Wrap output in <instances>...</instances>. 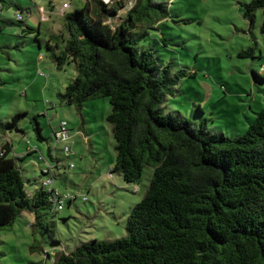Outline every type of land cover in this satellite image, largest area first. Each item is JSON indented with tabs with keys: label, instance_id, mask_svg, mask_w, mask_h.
I'll use <instances>...</instances> for the list:
<instances>
[{
	"label": "trees",
	"instance_id": "16d2710c",
	"mask_svg": "<svg viewBox=\"0 0 264 264\" xmlns=\"http://www.w3.org/2000/svg\"><path fill=\"white\" fill-rule=\"evenodd\" d=\"M170 1L133 0L121 17L126 0H85L63 15L67 38L53 37L54 45L46 46L58 70L73 64L77 71L57 94L61 105L81 111L91 100H109L106 121L116 153L109 174L138 184L143 168L153 169L145 196L126 220L124 237L94 239L70 251L54 242L52 255L46 254L52 264H264V107L235 139L208 132L206 121L196 124L164 112L162 106L185 74L173 75L171 66H162L144 44L150 31L169 18ZM4 9L1 4L0 12ZM259 10L264 35V0L244 5L243 18L252 27ZM252 76L264 83V77ZM23 117L15 115L6 128L19 132ZM34 130L44 141L39 123ZM8 140L0 157V232L12 228L20 214L33 215L30 250L35 253L41 220L57 213L53 192L41 184L42 168L36 187L25 182L20 164L35 152L13 155Z\"/></svg>",
	"mask_w": 264,
	"mask_h": 264
},
{
	"label": "rangeland",
	"instance_id": "374dc122",
	"mask_svg": "<svg viewBox=\"0 0 264 264\" xmlns=\"http://www.w3.org/2000/svg\"><path fill=\"white\" fill-rule=\"evenodd\" d=\"M84 1L0 2L5 6L0 20L7 23H0V45H8L0 49V138L11 139L17 152H26V147L35 152L20 164L26 183L36 187L41 168L50 166L53 189L63 198V210L41 220L44 229H37L40 248L35 253L30 250L34 244L30 225L36 224L33 215L20 214L12 228L0 232V264H52L46 254L52 255L54 242L70 251L94 239L124 237L126 220L145 196L153 176L148 166L138 184H127L120 175L109 174L116 153L106 121L111 112L108 99L91 100L81 111L61 105L57 99L77 71L73 64L58 70L46 46L54 45L53 37L67 38L61 7L68 4L64 13H71ZM101 1L108 4L117 0ZM252 1L169 2V18L150 31L148 44H144L162 66H171L173 75L185 74L175 86L174 96L162 106L165 113L196 124L206 121L208 132L232 139L246 132L264 107V83L255 82L252 76L254 72L264 77L262 11L256 13L252 27L243 18V6ZM125 3L121 17L133 0ZM17 14L23 18L20 23ZM27 27L33 32L29 34ZM250 49V57L239 56ZM17 114L25 115L17 125L21 130H8L6 123ZM36 122L42 129V142L36 138ZM63 122L69 136L65 143H59L51 129L56 132Z\"/></svg>",
	"mask_w": 264,
	"mask_h": 264
},
{
	"label": "built area",
	"instance_id": "2783aa9c",
	"mask_svg": "<svg viewBox=\"0 0 264 264\" xmlns=\"http://www.w3.org/2000/svg\"><path fill=\"white\" fill-rule=\"evenodd\" d=\"M69 8V5L68 4H64L61 9H60V13L62 15H64V11L67 10ZM16 20L18 22L22 21L23 18L20 14H17L16 16ZM69 136V133L67 131V128H66V123H61L60 126L58 127L57 131L54 132L53 134V137L55 139L56 142H59V143H65L67 138ZM2 138H0V157L3 156V151L1 150L2 149V145L4 146L5 144H8L10 143L9 140L7 141H4V140H1ZM64 151L66 153H69V149L68 147L65 146L64 148ZM15 155V154H13ZM43 158L42 156L40 157L39 161H42ZM58 170V169H57ZM42 171H43V178L41 180V184L44 188H46L47 190H49L50 192H53L52 195V200H51V203H52V206H53V210L55 212L57 211H61L63 210V198L58 194V191L57 190H54L53 189V172H52V169H50V166H46L44 168H42Z\"/></svg>",
	"mask_w": 264,
	"mask_h": 264
},
{
	"label": "crops",
	"instance_id": "0c3cea01",
	"mask_svg": "<svg viewBox=\"0 0 264 264\" xmlns=\"http://www.w3.org/2000/svg\"><path fill=\"white\" fill-rule=\"evenodd\" d=\"M0 46H1V45H0ZM3 46H8V45L3 44ZM18 129H19V128H18ZM19 130H21V129H19ZM51 130H52V132H54L55 129L52 128ZM42 137L44 138L43 135H42ZM12 145H13V152H14L13 154H15V155H17V156H21L22 154H24V153H26L27 151H29L28 148L26 147V149H27L26 152H24V153L17 152V150L14 148V143H13V141H12ZM25 161H26V160H25ZM25 161H24V162H25Z\"/></svg>",
	"mask_w": 264,
	"mask_h": 264
}]
</instances>
